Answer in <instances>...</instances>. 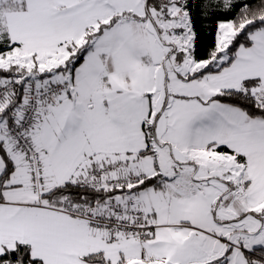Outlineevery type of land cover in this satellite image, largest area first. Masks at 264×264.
Segmentation results:
<instances>
[{
	"label": "snow or ice",
	"instance_id": "obj_1",
	"mask_svg": "<svg viewBox=\"0 0 264 264\" xmlns=\"http://www.w3.org/2000/svg\"><path fill=\"white\" fill-rule=\"evenodd\" d=\"M0 264H264V0H0Z\"/></svg>",
	"mask_w": 264,
	"mask_h": 264
}]
</instances>
